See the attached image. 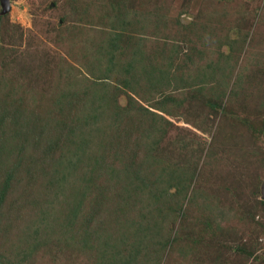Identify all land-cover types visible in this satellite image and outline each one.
Instances as JSON below:
<instances>
[{
  "label": "rangeland",
  "instance_id": "rangeland-1",
  "mask_svg": "<svg viewBox=\"0 0 264 264\" xmlns=\"http://www.w3.org/2000/svg\"><path fill=\"white\" fill-rule=\"evenodd\" d=\"M1 1L0 264H264V0Z\"/></svg>",
  "mask_w": 264,
  "mask_h": 264
},
{
  "label": "water",
  "instance_id": "water-1",
  "mask_svg": "<svg viewBox=\"0 0 264 264\" xmlns=\"http://www.w3.org/2000/svg\"><path fill=\"white\" fill-rule=\"evenodd\" d=\"M1 5H2L3 13L7 12L8 9H9L8 1L7 0H2L1 1ZM261 193H262V198L264 200V182H263V185H262V188H261Z\"/></svg>",
  "mask_w": 264,
  "mask_h": 264
},
{
  "label": "trees",
  "instance_id": "trees-1",
  "mask_svg": "<svg viewBox=\"0 0 264 264\" xmlns=\"http://www.w3.org/2000/svg\"><path fill=\"white\" fill-rule=\"evenodd\" d=\"M111 47H112V46H111ZM16 131L18 132V131H19V128H17ZM174 187H175V186H174ZM175 188H176V187H175ZM159 189H160V188L157 189V192H159V191H158ZM176 190H177L176 194H173V195L176 196V197H179V196L182 197V195H185V193H186L185 191L182 192L181 189H177V188H176ZM159 197H160V195H158V198L155 200V202L158 201ZM261 203H262V205H263V207H264V200H263Z\"/></svg>",
  "mask_w": 264,
  "mask_h": 264
}]
</instances>
